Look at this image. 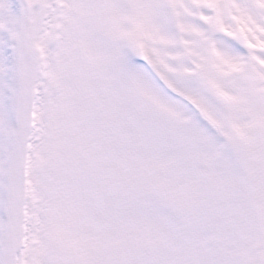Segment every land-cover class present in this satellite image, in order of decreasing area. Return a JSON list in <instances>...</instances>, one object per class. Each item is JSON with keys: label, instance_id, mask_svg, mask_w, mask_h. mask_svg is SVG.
I'll list each match as a JSON object with an SVG mask.
<instances>
[{"label": "snow or ice", "instance_id": "snow-or-ice-1", "mask_svg": "<svg viewBox=\"0 0 264 264\" xmlns=\"http://www.w3.org/2000/svg\"><path fill=\"white\" fill-rule=\"evenodd\" d=\"M0 264H264V0H0Z\"/></svg>", "mask_w": 264, "mask_h": 264}]
</instances>
